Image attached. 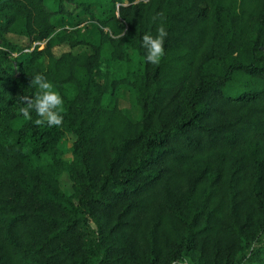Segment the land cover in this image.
Here are the masks:
<instances>
[{"label": "trees", "instance_id": "16d2710c", "mask_svg": "<svg viewBox=\"0 0 264 264\" xmlns=\"http://www.w3.org/2000/svg\"><path fill=\"white\" fill-rule=\"evenodd\" d=\"M48 2L0 0V264H264V0ZM36 74L62 125L15 128Z\"/></svg>", "mask_w": 264, "mask_h": 264}, {"label": "clouds", "instance_id": "9594fccd", "mask_svg": "<svg viewBox=\"0 0 264 264\" xmlns=\"http://www.w3.org/2000/svg\"><path fill=\"white\" fill-rule=\"evenodd\" d=\"M159 16V13L154 16L153 21H157ZM167 36L168 32L163 24L157 26L155 36L150 33L142 36L141 47L144 49V59L147 63L158 65L161 62L165 55L164 44ZM31 86L36 89V94L33 99L24 98L23 102L26 106L19 108L23 118L31 121L33 119L32 112H35L39 117L35 120L36 125L61 126L64 100L61 94L55 90L54 84L43 74H36L31 78Z\"/></svg>", "mask_w": 264, "mask_h": 264}, {"label": "rangeland", "instance_id": "374dc122", "mask_svg": "<svg viewBox=\"0 0 264 264\" xmlns=\"http://www.w3.org/2000/svg\"><path fill=\"white\" fill-rule=\"evenodd\" d=\"M48 7L51 9H55V2L54 0H49L48 2ZM69 11L73 14V18H58V29H63V28H74L77 25L80 26H86L88 25V23L91 21V19L84 17L83 15H81V12H76L72 7H68ZM90 28L88 27L87 31H89ZM13 43L20 45L23 48L28 47L29 41L25 38H21L19 36H15V35H11L8 37ZM42 49L45 47V44L41 45ZM83 49H79L77 51H82ZM70 51L68 46H62L59 48H56L54 53L57 57H60L62 54L66 53ZM28 54V52H27ZM18 55H14L11 58H16ZM107 58V57H106ZM107 66H109L108 61L105 62V68H107ZM119 78V77H118ZM119 104L120 107L122 109H127L130 110V108L133 106V96L132 94L127 91V90H123L121 92V95L119 97ZM138 108V107H137ZM138 110L140 111V108H138ZM21 114V113H20ZM136 117V116H135ZM138 117V114H137ZM25 123V119L23 117H21V115L18 117V119L14 122V127L15 128H21L23 126V124ZM76 141V137L74 135H67L65 137V140L62 144V150L64 152V158L68 161H70L72 159V153H71V148L73 146V143ZM61 188L63 189V191L68 194L71 195L73 193V187H72V182L69 179L68 174H65L62 179H61Z\"/></svg>", "mask_w": 264, "mask_h": 264}]
</instances>
